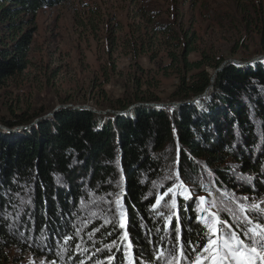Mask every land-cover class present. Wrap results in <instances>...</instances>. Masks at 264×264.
<instances>
[{
	"label": "trees",
	"instance_id": "1",
	"mask_svg": "<svg viewBox=\"0 0 264 264\" xmlns=\"http://www.w3.org/2000/svg\"><path fill=\"white\" fill-rule=\"evenodd\" d=\"M68 1L0 0V105H9L0 125L19 126L0 127V264H197L202 256L215 264L214 245L201 235L213 239L210 213L228 222L219 230L223 253V238L244 230L232 215H241L240 203L258 205L249 218L264 225V57L226 62L264 55V9L248 2L240 9L246 34L261 45L246 55L201 50L196 29L177 22L175 3L144 39L127 36L133 68L123 93L101 92L89 103L122 113L20 106L9 87L31 63L38 11ZM153 37L169 46L159 58ZM144 56L153 77L178 78L169 105H151L165 100L144 78ZM101 75L107 83V67Z\"/></svg>",
	"mask_w": 264,
	"mask_h": 264
},
{
	"label": "rangeland",
	"instance_id": "2",
	"mask_svg": "<svg viewBox=\"0 0 264 264\" xmlns=\"http://www.w3.org/2000/svg\"><path fill=\"white\" fill-rule=\"evenodd\" d=\"M245 2L264 9V0H70L41 9L36 17L31 63L23 79L11 84L9 90L19 98L20 106L48 104L57 108L75 105L94 109L89 103L96 102L101 92L121 95L133 68L130 63L132 45L127 36L136 39L139 33V39L140 36L144 39L147 25L167 16L174 3L177 22L184 26L191 24L196 29L201 50L226 57L257 52L261 49L257 34H246L241 23L240 9ZM155 11L158 13L152 16ZM110 35H115L116 44L109 42ZM153 39L150 41L155 42L154 50L159 58L169 46L160 45L158 38ZM233 49L236 52L230 55ZM233 59L237 58L226 61ZM141 66L149 71L144 78L157 84L153 92L165 100L162 103H169L168 98L178 84L176 75L156 73L153 77L155 65L146 56L142 57ZM105 67L109 81L99 83V78L105 80L101 75ZM69 98L74 100L71 104L62 103V99ZM7 104L0 105V113H8ZM217 227L215 234L209 228L216 241V245L209 246H212L210 250H216L215 264H220L224 253L217 249L221 226ZM204 262L205 256H202L197 264Z\"/></svg>",
	"mask_w": 264,
	"mask_h": 264
},
{
	"label": "snow or ice",
	"instance_id": "3",
	"mask_svg": "<svg viewBox=\"0 0 264 264\" xmlns=\"http://www.w3.org/2000/svg\"><path fill=\"white\" fill-rule=\"evenodd\" d=\"M168 191L170 192L172 191V189H169ZM164 195H167V192ZM200 200L204 202L205 198L201 197ZM157 203H159V200L157 201ZM238 207L240 208L241 215L237 217L234 212L232 213V215L233 218L238 219V221H244V230L241 233H237L233 230L231 231L230 235L223 238L224 255L221 257L220 264H230V261L232 259H237L238 264H257V261H259L260 264H264V225L253 224L252 220L249 218L251 215V213L249 212V207L253 211H255L259 206L255 204L245 206L243 203H240ZM202 211H207V209H202ZM260 211H264V209H260ZM213 218L214 223L211 225L205 224V228H211L215 234V232L218 230L217 226H224L228 222L226 220L222 221L215 212L209 214V219L212 220ZM248 225H251V227H248ZM228 227L232 228L233 226L228 225ZM126 235L127 234L125 233V236ZM201 235L208 244L216 245L215 240L206 235H203V233ZM244 236L250 237V239L248 240V245L259 242L261 248L259 250L256 247L249 248L242 238ZM204 250L207 251V247H205ZM229 253H231V255H229ZM193 264H195V261L193 262Z\"/></svg>",
	"mask_w": 264,
	"mask_h": 264
},
{
	"label": "water",
	"instance_id": "4",
	"mask_svg": "<svg viewBox=\"0 0 264 264\" xmlns=\"http://www.w3.org/2000/svg\"><path fill=\"white\" fill-rule=\"evenodd\" d=\"M262 57H264V55H259V56H257V57H255V58H253V59H251V60H247V61H243V60H238V59H233V60H230V61H232V62H234V63H236V64H240V65H248V64H250L252 61H255V60H259V59H261ZM229 61V60H228ZM227 62V61H226ZM223 68V64L221 65V67H219L216 71H215V73L213 74V76H212V85H211V87H210V89H208V90H206L205 92H204V94H202V95H206L210 90H212V88H213V83H214V81H215V74L219 71V70H221ZM202 95H198V96H196V97H194L193 99H191V100H187V101H185V102H171V104H180V103H190V102H194L195 100H197L200 96H202ZM170 104V102L169 103H159V104H157V103H152L151 105H169ZM64 106H70V105H64ZM73 107H76V108H83V107H87V108H89V109H92L90 106H75V105H72ZM135 106V105H134ZM133 107V106H132ZM131 108V107H130ZM93 111H96V112H106V111H100V110H97V109H92ZM108 111H112V112H116V113H122L123 111H115V110H108ZM52 113H48L47 115H45V116H48V115H51ZM38 119H36L35 121H37ZM0 127H2V128H4V129H7V130H9V131H11V132H15V131H18L19 130V126H17V127H15V128H9V127H7V126H4V125H0ZM21 127H25V126H21Z\"/></svg>",
	"mask_w": 264,
	"mask_h": 264
}]
</instances>
